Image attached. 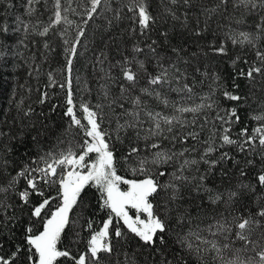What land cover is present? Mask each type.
<instances>
[{"label": "trees", "instance_id": "16d2710c", "mask_svg": "<svg viewBox=\"0 0 264 264\" xmlns=\"http://www.w3.org/2000/svg\"><path fill=\"white\" fill-rule=\"evenodd\" d=\"M130 3L132 0H104L93 18L87 20L83 13L85 7L89 6L88 0H71L75 12H63V9L68 8V0H61L62 14L72 23L50 27L54 23L55 0L32 3L30 6L33 11L30 10V13L27 10L28 0H0V92L5 91L7 94L6 102L0 109V187H7L12 177L25 164H30L32 159L47 152H66L69 148L79 153V145L87 139L82 129L75 126L69 129L71 118L65 114L69 107L66 103L67 89L59 86L67 76L66 52L59 32L64 33V29H67L70 34L69 47L72 42L79 40L72 73L73 102L76 105L74 110L85 124L79 102L88 103L93 110H96V105L101 106V129L112 135L110 148L114 145L117 175L127 180L145 179L143 174L132 171L137 166L135 156H129L133 146L140 149V156L149 159L156 151L179 153L184 148L194 149L185 152L183 156L177 155L167 164L149 165L153 175L164 172V175L156 176L162 184L172 179L173 172L180 174L178 169L183 160L200 161L183 172V175L196 179L173 181L179 187V198L168 203V231L157 233V237L163 235L164 242L160 243L156 239L154 245L144 244L127 229L123 221L118 222L113 216L110 232L119 228L125 236L123 239H113L114 250L111 255L102 254L105 256V264H220L219 260L213 259L214 251L202 252L198 256L180 241L189 232L198 233L201 238L215 241L221 247L225 243L229 244L230 249L225 250L224 255L232 258L233 250L241 248L243 243L235 239L233 218L250 213L255 215L264 207V186L257 180V176L264 171L261 150L249 154L239 151L236 145L219 147L222 144L221 137L225 134L224 128L228 125L216 119L218 112L220 116L226 115L221 109H236L239 122L231 124V130L227 133L233 139L241 138L239 132L243 128H247L251 135L256 127L264 124V120L253 119L256 115L264 114V78L256 76L255 80H249L246 76L250 65L256 63L259 66L256 51H264V24L261 23L264 8L245 6L238 0H228L226 5H221L220 0H189L187 4L184 0H178L175 4L172 0H146L155 23L142 33L139 24L132 19L133 12L128 10ZM29 24L32 27H28ZM15 27L24 34L19 36L17 31H13ZM46 27L49 28L48 33L41 35L39 32H43ZM106 27L109 28L105 34L103 28ZM81 28L84 35L78 36ZM240 33H250L259 38L255 40L254 46L247 43L234 44L232 37L239 40ZM18 38L23 45L17 46ZM89 40L90 44L86 45ZM6 44L13 48H7ZM221 45L226 49L225 54L214 50ZM137 47L142 51H134ZM13 52H21L22 58L17 56L15 61L8 63L7 60H1L2 54L10 55ZM98 58L102 63L98 62ZM126 60L129 62L127 66L138 74L135 87L124 79L122 66ZM140 62L143 69L140 68ZM162 68H168L178 79L170 80L163 87L150 86L148 80ZM242 72L245 75H241ZM181 73L184 74L183 78H180ZM82 74L85 75L84 79L79 77ZM217 76L219 80L215 79ZM12 82L14 85H11ZM184 84L191 87L192 91L177 90ZM101 85L107 86V97ZM122 87L128 91L122 94ZM142 88H155L160 98L154 94H144ZM225 91L244 99L229 100L223 95ZM135 97L141 99L139 108L133 103ZM113 99L116 103L109 106ZM164 99L168 101L167 104L162 102ZM212 102H215L212 109L205 108L195 114L184 113L182 119L188 123L183 128L175 125L172 133L165 132L164 135L169 138L150 136L148 129L154 128V121L148 112L181 116L176 111L180 107H195ZM121 104L123 107L119 106ZM125 109L129 115L123 114ZM134 111L139 112L138 118L131 115ZM136 119L139 120L137 127L121 131L120 139H116L117 121L135 122ZM232 119L235 120V117ZM189 131L198 132V139L189 138L187 143H182L180 137ZM173 135L177 137L175 140L171 139ZM210 140L215 141L218 150L206 159H218L223 152H228L232 159L221 161L209 171V165L201 160V156L208 146L205 141ZM153 142L158 143L160 148L152 149L150 145ZM95 157V153L89 154L86 162H93ZM249 160L251 164L247 163ZM201 176H205L203 187L197 190ZM25 187L26 182L21 179L15 190L0 192V201L4 203V207L0 208V255L10 257L19 246L21 252L14 264H31L28 260L31 254L26 241L29 235L27 229L32 227V234L43 231L42 221L48 218L46 214L49 210L55 211L59 202L58 198L51 199L41 217L36 218L31 215L32 209L44 197L31 195V203L23 204L17 193ZM58 187V184L46 186L45 196L57 197ZM120 188L127 190L128 185L121 184ZM204 188L211 189V192L204 191ZM229 192L239 193L231 203L228 202ZM217 193L223 195L213 203L209 197ZM165 195L167 193L158 192L150 198L154 202L160 201L162 217L161 198ZM80 199L83 203L78 201L72 209L69 226L65 228L58 244V248L68 249L76 257L87 251L90 236L87 222H92L94 232L100 230L109 217V210L101 207L103 201L100 191L92 184L84 188ZM129 214L135 218L136 211L129 209ZM140 215L143 219L144 214ZM180 216L182 220L178 219ZM217 221L233 224L231 234L217 232L213 235L217 231L214 227ZM259 231L253 234L252 239L259 237ZM226 236L228 239H225ZM188 239L193 247L199 245L201 249H211L210 244H202L196 236H188ZM240 255L246 258L254 253L242 251ZM56 264L75 262L61 257Z\"/></svg>", "mask_w": 264, "mask_h": 264}, {"label": "snow or ice", "instance_id": "6c2138e0", "mask_svg": "<svg viewBox=\"0 0 264 264\" xmlns=\"http://www.w3.org/2000/svg\"><path fill=\"white\" fill-rule=\"evenodd\" d=\"M38 2V0H29V4ZM104 0H88V5L84 9V15H86L87 20H91L96 14L97 9L100 8ZM178 0H172V3H177ZM184 3H189V0H184ZM228 0H220L221 5H226ZM245 6L251 5L252 8L260 6L264 8V0H240ZM128 10L133 12V21L139 24L142 33L148 30L152 24L155 23V18L148 11V5L146 0H132L128 6ZM75 12V9L71 7V0H68V8L63 9V12L67 11ZM174 16V14H173ZM119 16L117 15V19ZM175 18V16H174ZM85 21V23L87 22ZM61 23L71 24L72 22L68 20L66 15L62 14L61 0H55V12H54V23L50 27H54ZM262 24H264V19H262ZM49 28H44L41 35H46ZM63 35V34H62ZM84 31L81 28L78 30V36H83ZM241 39L232 37V42L234 44L239 43L241 45L247 43L249 45H255V40L259 37H254L250 33H240ZM64 43L69 44L68 40H64ZM155 43V41H153ZM79 40L72 42V46L66 48L65 61H66V79L64 82L60 83L61 88L67 89L66 103L69 107L66 110V115L71 118L69 129L73 126L78 127L83 130L84 136L87 137L81 145H79L80 152L77 153L69 148L66 152L52 153L47 152L38 158L32 159L30 164H25L23 168L12 177L9 181L7 187H0V192H8L10 189L15 190V186L19 183L21 179L26 182V187L19 191L17 194L23 204L28 205L31 203L30 196L38 195L44 197V199L36 206L33 207L31 215L40 218L44 209L49 205L51 199L58 198V205L55 211L49 210L47 219L43 220V231L39 234H32V227L27 229L29 235L26 236L27 244L29 245L28 252L31 254L28 256V260L31 264H56L57 259L61 257H66L74 260L75 264H105V256L102 254L111 255L114 250L113 239H123L125 233H123L119 228L114 229L110 232V226L113 223V216L117 221H123V224L127 229L135 234L144 244L154 245L156 239H159L160 243L164 242L163 235L157 237V233H166L168 231L167 226V213L170 211L168 208V203L170 201H175L179 198V187L173 182L175 180L180 181H190V179H196V177L189 178L183 175L186 168L193 165H197L200 161L196 159H185L180 164L178 169L179 175L176 172L171 174L172 179L165 184L159 182L156 176L164 175V172H158L156 175L152 174V168L149 165H163L172 161L177 155L183 156L185 152L193 151L194 149L184 148L181 152H166V151H156L152 154V158L149 159L147 156H140V149L136 146L130 148L129 156H135L136 167L132 169L133 173H141L145 176L143 180H127L122 176L117 175L115 160H114V145L110 148L112 135L107 130H102L101 125L103 123V113L99 109L100 105H96V110H93L88 103L81 102L80 109L83 113V119L87 121L86 124L82 123V120L77 117L76 111L74 110L76 105L73 102L72 93V73H73V61L77 57V47ZM48 45L45 44V48ZM217 53L225 54L226 49L221 45L220 47L214 49ZM134 51H142L139 47L135 48ZM103 55V54H101ZM256 58L259 61V66L253 63L249 66L246 76L249 80H255L256 76H261L264 78V51L257 50ZM98 62L102 63L99 60ZM247 63V61H245ZM129 62L126 60L125 64L122 66V72L124 79L129 82L132 87H135L138 82V74L134 72L130 67L127 66ZM175 68V65L172 66ZM140 68L143 69V64L140 62ZM179 72V69H176ZM255 74V75H254ZM107 75V74H106ZM245 75V73H241ZM184 74L181 73L180 78H183ZM111 79V77H109ZM178 79L172 75L168 68H162V70L150 77L148 84L150 86H161L168 85L170 80ZM219 80V77H215ZM55 85V81L52 82ZM238 87V86H237ZM104 90V95L107 97L109 92L106 85H101ZM87 90V89H86ZM192 91V88L187 84H184L182 88L177 89ZM128 89L122 87L121 93L127 92ZM141 92L146 95H155L160 98V93L155 90V88H142ZM225 97L232 101H240L244 99L239 95H235L229 91L223 93ZM47 96V93H45ZM207 99H210L208 97ZM43 102V101H42ZM163 103L167 104L168 101L164 99ZM116 103L113 99L111 104ZM133 103L137 108L141 106L140 97H135ZM215 102L207 104H199L195 107H180L176 109L181 116H164L161 113L148 112L150 119L154 121V128L148 129L151 137L163 136L165 139L169 138L165 136V132L172 133L174 131V126L179 125L183 128L188 122L182 119L184 113H198L201 110L208 108L212 109ZM123 107V105H119ZM225 116H220L217 113V120L222 121L224 125L228 127L224 128V133L221 137L222 144L224 145H236L237 149L241 152H248L249 154L256 153L258 149L261 150L260 155L264 158V124L256 127L253 134L249 135L247 128H243L239 132L240 139H233L227 133L231 130V124L238 123L240 117L237 115L235 108L224 110ZM124 115H129L128 111L125 109ZM134 117L138 118L139 112L134 111L131 113ZM235 117V120L232 118ZM255 120H264V114L256 115L253 117ZM139 120L136 119L135 122L125 121L124 123H119L117 121L116 139H120L119 133L121 131H126L128 128H136ZM195 121L192 122L194 124ZM166 125L167 127H162ZM203 127V125H201ZM137 136H139V131H137ZM199 133L196 131H189L183 134L180 139L182 143H187L188 139L197 140ZM107 138V139H106ZM177 137L173 135L172 140ZM208 146L204 149L201 160L209 165V171L214 168L221 161L232 159L228 152H223L218 159L208 160L206 157L209 154L214 153L218 150L215 145L214 140L205 141ZM150 147L152 149H159L160 145L153 142ZM95 153V160L91 163L86 162V158L89 154ZM247 163L251 164L252 161L249 160ZM87 168L88 171L85 173L83 169ZM243 175V170H241ZM205 176L199 177L201 181L197 185V190L203 187L202 181ZM258 183L264 186V171L257 176ZM59 185L57 189V197H46V186ZM92 184L96 187L101 194V200L103 201L101 207L109 210V217L104 222L103 227L98 230H92V222H87V228L89 229L90 236L87 241V251L79 254L78 257L73 256L71 251L68 249L58 248V244L61 241V237L64 234L65 228L69 226V214L72 212L74 206L77 202L83 203L81 198V193L84 188ZM128 185L127 190H121L120 185ZM240 187H247V185H241ZM171 190L168 192V190ZM204 191L211 192V189L204 188ZM158 192H165L167 195L162 197L163 200V217L161 215V203L159 200L153 201V198ZM223 194L217 193L210 196L209 199L215 203L221 199ZM239 195L238 192L228 193V202L231 203L233 198ZM4 207V203L0 201V208ZM10 207V205H9ZM129 209H134L136 211L135 218L129 215ZM155 209V210H154ZM144 214V218H141L140 214ZM264 207H262L255 215L249 214L247 216L234 217V227L236 229L235 239L242 243L241 248L233 250L232 258H226L224 255L225 250L230 249V245L225 243L222 247L218 245L215 241H208L199 236L198 233L189 232L188 236H196L197 240H200L202 244H210L211 249L204 248L201 249L199 245L193 247V244L189 241L188 236L181 239V244L187 245V248L194 252L196 255H200L202 252L207 253L209 250L215 252V257L213 259L219 260L220 264H264ZM178 219L182 220L183 217L180 216ZM75 223V221H73ZM216 232L213 235L219 233H229L231 234L233 224H227L224 221H217ZM259 231V237L257 239H252L254 233ZM211 231V229H209ZM79 237V233H77ZM225 239H228L226 236ZM250 246V247H249ZM242 251H249L254 253L252 256L242 258L240 253ZM21 249L17 246L15 252L11 253L10 257L0 255V264H14L16 258L18 257ZM38 257V259H35Z\"/></svg>", "mask_w": 264, "mask_h": 264}, {"label": "rangeland", "instance_id": "374dc122", "mask_svg": "<svg viewBox=\"0 0 264 264\" xmlns=\"http://www.w3.org/2000/svg\"><path fill=\"white\" fill-rule=\"evenodd\" d=\"M238 1H240V0H238ZM28 3H29V0H28ZM27 10L29 11V13H30V10L31 11H33V8L30 6V4L28 5V8H27ZM12 14H14V13H12ZM160 18V17H159ZM14 26V25H13ZM28 27H32V25L31 24H29V25H27ZM107 28H109V27H106V28H103V30H104V33L105 32H108V29ZM13 31H17V34L20 36V35H23L24 33H22L21 32V30L18 28L17 29V27H15L14 28V30ZM35 33L37 34V35H39V33H41V32H37V31H35ZM63 34V35H62ZM65 34V35H64ZM106 34V33H105ZM59 38L61 39V41H62V44L64 45V51L66 50V48H68L69 47V44H65L64 43V40H68L69 41V38H70V34H69V31L67 30V29H64V33H62V32H59ZM91 38H93V33L91 34ZM90 38V39H91ZM87 44L86 45H89L90 44V40H89V42H86ZM21 46V45H23L22 44V41L18 38V42H17V46ZM10 46L13 48V46L12 45H8V44H6V47L7 48H10ZM19 57V58H22V53L21 52H17V53H12V54H2V56H1V60H7V62L6 63H8V62H13V61H15V57ZM17 57V58H18ZM79 77L81 78V79H84L85 78V75L84 74H82V75H79ZM11 85H14V83L12 82V84ZM7 88V87H6ZM180 93V92H179ZM7 94L5 93V91H1L0 92V109L1 108H3V105L2 104H4L5 102H6V99H5V96H6ZM81 102H79V104H80ZM162 115H164V114H162ZM164 116H166V115H164ZM84 120V119H83ZM84 122H85V124L87 123V121L86 120H84ZM88 171V169L87 168H85V169H83V172H87ZM130 215V214H129ZM69 216H70V214H69ZM36 259H38V257H36Z\"/></svg>", "mask_w": 264, "mask_h": 264}]
</instances>
